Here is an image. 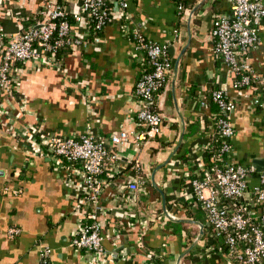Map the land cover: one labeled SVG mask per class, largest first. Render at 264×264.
I'll use <instances>...</instances> for the list:
<instances>
[{
  "label": "crops",
  "instance_id": "obj_1",
  "mask_svg": "<svg viewBox=\"0 0 264 264\" xmlns=\"http://www.w3.org/2000/svg\"><path fill=\"white\" fill-rule=\"evenodd\" d=\"M199 1L180 16L174 0H127L128 18L124 20L129 23V32L116 8L115 19L104 27L100 41L63 55L61 70L26 67L21 72L20 89L28 101L21 122L42 117L49 130L64 134L89 130L96 136L108 135L136 127L138 107L133 89L145 57L135 48L133 31L173 46V55L169 53L173 69L156 101L163 116L161 133L151 138L140 154L141 174L149 182L145 191L137 194L138 204L131 208L135 216H143L146 230L141 235L135 227L125 229L118 242L104 238L111 264H178L180 254L195 240L179 264H225L218 246L208 238L202 211L192 206L191 198L184 200L180 195L188 158L202 155L206 130L211 128L210 108L198 106L196 99L209 96L217 86L225 89L235 106L228 115L234 128L233 158L252 167L248 183H258L255 162H264V112L252 104L254 88L236 87L226 66L215 57L209 34L214 16L210 13L211 0L197 6ZM21 2L25 16L34 14L38 7V0ZM205 2L201 12L205 16L196 23L195 13ZM214 9L229 15V0H219ZM0 21L8 33L15 32L13 18L0 17ZM247 62L255 76L264 78V19L258 46L249 53ZM192 127L197 130L190 134ZM181 133L175 154L154 172V187L152 173L175 148ZM25 149L23 141L0 127V264H38L42 242L51 247L53 264H79L71 245L78 219L72 212L69 186L53 170L47 156L27 157ZM114 221V226H105L106 235L113 227L120 228V222ZM172 223L180 224L179 233ZM15 226L21 231L10 236L8 229ZM147 252L153 257L147 258Z\"/></svg>",
  "mask_w": 264,
  "mask_h": 264
},
{
  "label": "built area",
  "instance_id": "obj_2",
  "mask_svg": "<svg viewBox=\"0 0 264 264\" xmlns=\"http://www.w3.org/2000/svg\"><path fill=\"white\" fill-rule=\"evenodd\" d=\"M113 2L128 18L127 0ZM175 5L180 16L188 12L182 3ZM22 10L21 0H0V17L13 18L16 23L15 32L8 33L0 21V127L23 141L27 157L47 156L53 170L69 186L72 212L78 219L71 245L79 264H111L110 253L103 247L104 238L118 242L125 229L135 227L141 235L146 230L143 216H135L131 208L138 204L137 194L144 192L149 182L141 174V150L161 133L163 116L147 104L170 76L168 45L143 41L140 32L132 33L138 40L136 50L152 67L134 85L138 107L134 129L97 136L89 130L64 134L47 129L42 117L21 122L28 110L27 98L20 89L21 72L26 67L61 70L60 47L74 49L98 43L110 21L108 0H38L34 14L39 18L32 22ZM229 10V15L213 16L209 34L214 55L226 66L236 87L254 88L252 104L264 112V78L255 76L247 62L249 53L258 46L264 0H229ZM128 24L123 23L126 32L130 31ZM92 30L100 34L89 38ZM209 96L222 115L206 130L202 155L188 158L180 195L184 200L191 198L192 206L202 211L211 242L223 236L226 250L217 246L225 264H264V170L258 172V183L251 186L248 176L253 168L233 158L234 128L228 115L234 103L220 87L211 89ZM196 102L209 107L206 97ZM213 132L219 141L214 152ZM120 211H124L120 228L113 227L106 235L105 226H114V214ZM20 231L16 226L8 229L10 236ZM51 253V247L42 242L38 264H53ZM145 255L153 257L151 252Z\"/></svg>",
  "mask_w": 264,
  "mask_h": 264
},
{
  "label": "trees",
  "instance_id": "obj_3",
  "mask_svg": "<svg viewBox=\"0 0 264 264\" xmlns=\"http://www.w3.org/2000/svg\"><path fill=\"white\" fill-rule=\"evenodd\" d=\"M219 0H211V2H210V8H211V12L210 13H213L214 15H216V14H218V13H216V9H214V6H215V4H216V2H218ZM174 2L177 4V3H182V5H183V7L186 9V10H188V11H190L191 9H192V7H193V1H188V0H174ZM108 6L110 7V21L108 22V24H110V23H112L113 21H114V19H115V14H116V12H115V9L117 8L118 9V6H117V4H115L114 2H113V0H108ZM116 6V7H115ZM204 7H206V2L202 5V7H201V9H199L196 13H195V16H194V22H196V23H201V20L203 19V17L205 16V15H203V14H201V12L203 11V8ZM116 9V10H117ZM205 14V13H204ZM39 18V16H37V14H31V15H28V19L32 22V21H35L36 19H38ZM124 18L125 17H122V20H123V23L126 21V19L124 20ZM96 34H100V32L99 31H91V33H90V37L89 38H91L92 36H94V35H96ZM131 38L134 40V43H136L138 40L135 38V36L133 35V34H131ZM143 41H148V39H145V38H143ZM151 41V40H150ZM72 49L70 48V47H68V46H63V47H60L59 49H58V55H60V56H63V55H65L66 53H68V52H70ZM168 56H169V54H168ZM169 60H170V69L172 70L173 69V59H171L170 58V56H169ZM144 66H143V70H142V72H141V74L139 75V77H138V79L140 78V76L142 75V74H144L145 72H148V71H150L151 70V64H150V62L145 58L144 59ZM137 79V80H138ZM136 80V81H137ZM216 88H219L218 86L216 87ZM164 89V86H162V87H160L156 92H155V94L153 95V98H152V102H149L148 104H147V107L149 108V109H151V110H154V111H157V112H159V110L157 109V107H156V101H157V96H158V94L159 93H161L162 92V90ZM191 90V89H190ZM206 99H207V103L209 104V108H210V110H211V116H212V121H210V125H212V124H214L215 122H216V120H217V118H219L221 115H222V112H221V109H220V107H219V105L217 104V103H215L211 98H210V96H207L206 97ZM161 125H162V123H161ZM196 127L194 128V127H192L191 129H190V134H193V133H195L196 132ZM186 136H187V134H185ZM211 137H212V140H213V152L214 151H217L218 150V148H219V141H218V138H217V134L215 133V132H213L212 134H211ZM123 212L124 211H120V212H117V213H115L114 214V216H115V220H117V221H120V219H121V216H122V214H123ZM173 224V226L175 227V228H177V232L179 233L180 231H181V227H180V224L179 223H172ZM214 245L215 246H217V245H219V246H221L223 249H225L226 250V245H225V243H224V238H223V236H217V237H215L214 238Z\"/></svg>",
  "mask_w": 264,
  "mask_h": 264
},
{
  "label": "water",
  "instance_id": "obj_4",
  "mask_svg": "<svg viewBox=\"0 0 264 264\" xmlns=\"http://www.w3.org/2000/svg\"><path fill=\"white\" fill-rule=\"evenodd\" d=\"M203 1H204V0H200V1L198 2L197 6H199L200 4H202ZM197 6H196V7H197ZM196 7H195V8H196ZM191 14H192V12L190 13V15H191ZM168 52L171 53V55H173V46H172V45H171V46H168ZM178 58H179V57H178ZM177 61H178V60H177ZM177 61H176V64L178 63ZM181 140H182V133L180 134V137H179V140H178L177 145H176L175 148L172 150V152L169 154V156L167 157V159H166L164 162L158 164V165L155 167V169H154V171H153V173H152V176H151V181H152V184H153L154 187H157V185H156V183H155V181H154V172H155L157 169H159L160 167L164 166L165 164H167V163L170 161L171 157H172V156L175 154V152L177 151V149H178V147H179V145H180ZM255 164L257 165V167H256V170H257V171H260V170L264 167V162H255ZM159 191L161 192L160 189H159ZM201 233H202V231L200 232V234H199L198 237H200ZM197 239H198V238H197ZM196 241H197V240L193 241L192 244L187 248V250H185L184 252H182V253L180 254V256H179V258H178V264H179V262H180L181 257H182L184 254L188 253V252L191 250V248L195 245Z\"/></svg>",
  "mask_w": 264,
  "mask_h": 264
}]
</instances>
